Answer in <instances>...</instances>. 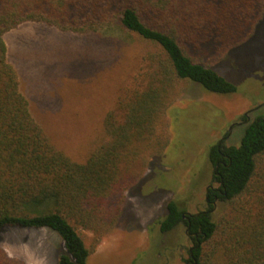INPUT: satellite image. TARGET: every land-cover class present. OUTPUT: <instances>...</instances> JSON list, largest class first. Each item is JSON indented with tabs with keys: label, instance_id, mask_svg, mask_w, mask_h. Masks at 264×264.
Wrapping results in <instances>:
<instances>
[{
	"label": "trees",
	"instance_id": "1",
	"mask_svg": "<svg viewBox=\"0 0 264 264\" xmlns=\"http://www.w3.org/2000/svg\"><path fill=\"white\" fill-rule=\"evenodd\" d=\"M263 13L264 0H0V231L48 228L61 240L59 264H86L113 230L124 191L168 145L167 108L187 83L236 92L212 65L247 42ZM27 21L78 34L118 28L140 41L142 65L80 156L33 118L7 60L3 34ZM208 160L220 212L188 214L172 199L159 231L186 227L189 264H264V104L239 142L212 145ZM80 230L90 231V245ZM0 264L27 263L0 247Z\"/></svg>",
	"mask_w": 264,
	"mask_h": 264
},
{
	"label": "rangeland",
	"instance_id": "2",
	"mask_svg": "<svg viewBox=\"0 0 264 264\" xmlns=\"http://www.w3.org/2000/svg\"><path fill=\"white\" fill-rule=\"evenodd\" d=\"M3 40L31 115L73 156L100 133L104 113L142 65L140 41L118 28L78 34L27 21L5 32ZM212 68L237 91L218 94L187 83L167 108L169 142L163 154L151 158L124 191L113 230L86 264H186L192 247L186 227L162 233L156 220L172 199L188 214L210 209L205 189L219 186L208 160L210 147L219 141L237 144L255 108L264 104V13L247 42ZM222 204L218 200L212 214ZM80 233L90 245V231ZM0 247L27 264H59L62 251L60 237L48 228H5Z\"/></svg>",
	"mask_w": 264,
	"mask_h": 264
},
{
	"label": "flooded vegetation",
	"instance_id": "3",
	"mask_svg": "<svg viewBox=\"0 0 264 264\" xmlns=\"http://www.w3.org/2000/svg\"><path fill=\"white\" fill-rule=\"evenodd\" d=\"M221 141H219L218 143H220ZM216 181V180H215ZM206 191V202L209 204L210 206V211H212L215 206H216V202L218 200H220L219 195L221 193V190L219 188V186L217 188H213L212 185H208L205 189ZM184 216V215H183ZM189 234V233H188ZM190 250V249H189ZM186 264H189L188 261H186Z\"/></svg>",
	"mask_w": 264,
	"mask_h": 264
},
{
	"label": "water",
	"instance_id": "4",
	"mask_svg": "<svg viewBox=\"0 0 264 264\" xmlns=\"http://www.w3.org/2000/svg\"><path fill=\"white\" fill-rule=\"evenodd\" d=\"M187 232V231H186ZM188 233V232H187Z\"/></svg>",
	"mask_w": 264,
	"mask_h": 264
}]
</instances>
